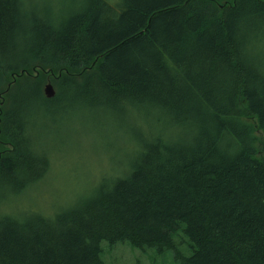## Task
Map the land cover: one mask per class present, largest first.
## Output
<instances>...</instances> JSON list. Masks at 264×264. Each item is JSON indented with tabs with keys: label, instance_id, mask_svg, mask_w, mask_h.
Instances as JSON below:
<instances>
[{
	"label": "trees",
	"instance_id": "trees-1",
	"mask_svg": "<svg viewBox=\"0 0 264 264\" xmlns=\"http://www.w3.org/2000/svg\"><path fill=\"white\" fill-rule=\"evenodd\" d=\"M47 1L0 0V264H106L103 243L264 264V0ZM59 102L148 127L75 202L14 216Z\"/></svg>",
	"mask_w": 264,
	"mask_h": 264
},
{
	"label": "rangeland",
	"instance_id": "rangeland-1",
	"mask_svg": "<svg viewBox=\"0 0 264 264\" xmlns=\"http://www.w3.org/2000/svg\"><path fill=\"white\" fill-rule=\"evenodd\" d=\"M37 1L47 4V0ZM48 1L54 7L63 0ZM37 112L33 130L27 132L32 133L33 142L47 152L50 166L39 181L5 201L7 211L17 217L31 210L49 215L75 202L89 192L102 175L109 173V166L117 168L116 161L123 157V152L128 156L133 153L129 137L134 138L148 127L132 116L115 118L98 109L69 108L63 102L52 104L50 111L41 105ZM110 155L115 159L108 164ZM102 248L106 264H179L171 249L139 250L127 243L112 247L103 243ZM179 249L183 254L188 253L182 245Z\"/></svg>",
	"mask_w": 264,
	"mask_h": 264
},
{
	"label": "water",
	"instance_id": "water-1",
	"mask_svg": "<svg viewBox=\"0 0 264 264\" xmlns=\"http://www.w3.org/2000/svg\"><path fill=\"white\" fill-rule=\"evenodd\" d=\"M44 96L48 99L53 98L55 95V89L50 81H47L43 86Z\"/></svg>",
	"mask_w": 264,
	"mask_h": 264
}]
</instances>
